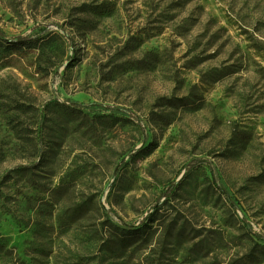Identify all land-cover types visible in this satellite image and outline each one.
I'll return each instance as SVG.
<instances>
[{
  "label": "rangeland",
  "instance_id": "rangeland-1",
  "mask_svg": "<svg viewBox=\"0 0 264 264\" xmlns=\"http://www.w3.org/2000/svg\"><path fill=\"white\" fill-rule=\"evenodd\" d=\"M0 35L37 43L0 60V264H264V0H0Z\"/></svg>",
  "mask_w": 264,
  "mask_h": 264
},
{
  "label": "trees",
  "instance_id": "trees-1",
  "mask_svg": "<svg viewBox=\"0 0 264 264\" xmlns=\"http://www.w3.org/2000/svg\"><path fill=\"white\" fill-rule=\"evenodd\" d=\"M36 47L37 43L34 41L20 40L18 42L5 43L0 35V60L4 58V56L11 50H18L22 48L34 49ZM6 111L11 113L8 116V121L11 124V129L13 130L14 136L18 139H21L22 134L26 131V128H23L22 123L16 121V118L19 114L34 111V107L29 104L15 103L6 105ZM86 205L87 202H82L74 207L71 212L74 214H85L88 210V207ZM103 225H105L107 232L112 238V240L105 242L106 244L110 243V246L108 247L110 251L124 252L133 245H139L141 243L144 244L146 243L151 233V229L145 225L137 228L120 227L110 222H106L102 224V226ZM185 231L186 227L184 226V223L178 224V226H176V223H172L168 226H165L163 233L167 237L169 235H174L175 237H177L178 235L183 234Z\"/></svg>",
  "mask_w": 264,
  "mask_h": 264
}]
</instances>
